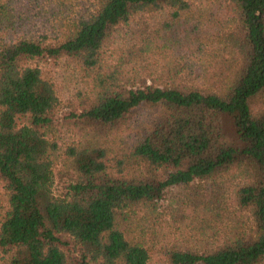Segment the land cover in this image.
<instances>
[{
	"label": "trees",
	"instance_id": "1",
	"mask_svg": "<svg viewBox=\"0 0 264 264\" xmlns=\"http://www.w3.org/2000/svg\"><path fill=\"white\" fill-rule=\"evenodd\" d=\"M0 264H264V0H0Z\"/></svg>",
	"mask_w": 264,
	"mask_h": 264
},
{
	"label": "rangeland",
	"instance_id": "2",
	"mask_svg": "<svg viewBox=\"0 0 264 264\" xmlns=\"http://www.w3.org/2000/svg\"><path fill=\"white\" fill-rule=\"evenodd\" d=\"M43 8L44 7H41V10H43ZM44 15H41L40 16V22L42 21V20H44V17H45V13H43ZM40 22H37V27L35 28V29H37V31L38 30H42L43 31V26H40L41 25V23ZM45 26H47V25H45ZM59 80V85H60V98L63 100V106H64V108L65 107H67V104H68V101L69 100H71V99H68V98H71L72 97V95L74 94V83L73 82H71L69 79H67V78H63V77H61V78H59L58 79ZM74 96V95H73ZM66 110H67V108H65ZM170 193H173L174 195H176V193H178V190H173L172 192H170ZM172 196L173 195H171L170 194V204H173L174 202L172 201ZM168 204V203H167ZM166 204V202H165V204L164 205H167Z\"/></svg>",
	"mask_w": 264,
	"mask_h": 264
}]
</instances>
